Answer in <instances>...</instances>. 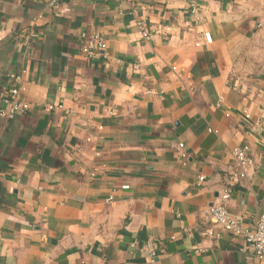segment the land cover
<instances>
[{"label":"crops","instance_id":"crops-1","mask_svg":"<svg viewBox=\"0 0 264 264\" xmlns=\"http://www.w3.org/2000/svg\"><path fill=\"white\" fill-rule=\"evenodd\" d=\"M196 2L0 0V107L20 70L31 104L0 117V264H150V239L156 264H264L205 213L227 187L246 230L264 210V0Z\"/></svg>","mask_w":264,"mask_h":264},{"label":"built area","instance_id":"built-area-1","mask_svg":"<svg viewBox=\"0 0 264 264\" xmlns=\"http://www.w3.org/2000/svg\"><path fill=\"white\" fill-rule=\"evenodd\" d=\"M189 7L193 13H197L199 10V4L196 0H187ZM51 7H57V0H49ZM41 17V16H39ZM158 30H141V34L145 38H149L153 33ZM39 32L31 30L26 37L25 43L30 46L33 38L39 37ZM81 38V50L89 58H98L100 56H106L105 50L107 48V40L103 33L92 32L90 34L82 32ZM25 70L19 72H11L9 74L12 84L6 88L1 95V101L3 106L0 107V117L5 119H12L18 114H22L29 110L31 104L29 101L21 98L23 86V77ZM55 107L54 104H48L47 109L52 110ZM61 107V106H59ZM246 117L250 114L245 112ZM259 123V121H257ZM179 153L182 157H187V148L184 142H180L178 146ZM237 168V177L239 180L245 181L252 179L260 168L259 161L249 152L248 146H237L232 151ZM230 187H227L223 192V200L221 202L213 203L209 205L205 211L209 221L216 227L223 231L231 232L234 234H244L247 241V248L252 249L253 254L258 258H264V210L260 215L258 222L252 230H246L244 228V220L239 215L231 214L226 205V201L230 198ZM113 200V196H110L109 201ZM205 236L219 240L221 238V232L215 229H208L203 233ZM142 250L147 252L150 264H156L159 258V252L157 250V244L155 240L150 239L142 247ZM200 252V249L196 250Z\"/></svg>","mask_w":264,"mask_h":264}]
</instances>
